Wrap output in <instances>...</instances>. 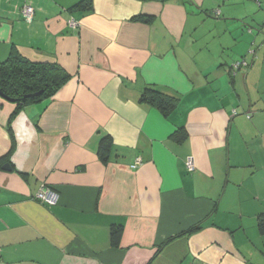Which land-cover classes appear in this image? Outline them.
Instances as JSON below:
<instances>
[{
	"label": "crops",
	"instance_id": "0c3cea01",
	"mask_svg": "<svg viewBox=\"0 0 264 264\" xmlns=\"http://www.w3.org/2000/svg\"><path fill=\"white\" fill-rule=\"evenodd\" d=\"M82 1L0 0V62L71 75L19 111L13 152L0 97V264H264V0ZM147 86L179 97L169 117Z\"/></svg>",
	"mask_w": 264,
	"mask_h": 264
},
{
	"label": "trees",
	"instance_id": "16d2710c",
	"mask_svg": "<svg viewBox=\"0 0 264 264\" xmlns=\"http://www.w3.org/2000/svg\"><path fill=\"white\" fill-rule=\"evenodd\" d=\"M70 10L82 11L84 14L91 13L93 11L92 0H84ZM149 19L146 18L145 20L149 21ZM70 80L71 75L60 65L31 62L18 53L16 48L12 49L5 61L0 62V90L5 96L14 100V104L17 105V109L8 123V132L13 141L11 152L15 148V135L12 125L19 111L24 106L51 100ZM41 91V95H35ZM140 102L156 108L165 117H169L178 107L180 99L174 93L157 89L154 86H147L141 94ZM172 138L178 143H183L187 140L188 133L184 128H180L173 134ZM112 148V138L110 136L104 137L98 149V156L103 163L109 162ZM2 161L3 159L0 160V163ZM121 229V227H115L113 235L119 233ZM261 229L264 230V220L261 222Z\"/></svg>",
	"mask_w": 264,
	"mask_h": 264
},
{
	"label": "built area",
	"instance_id": "2783aa9c",
	"mask_svg": "<svg viewBox=\"0 0 264 264\" xmlns=\"http://www.w3.org/2000/svg\"><path fill=\"white\" fill-rule=\"evenodd\" d=\"M21 16L24 18V20L31 24L34 19L35 10L32 6L26 5L23 6L20 10ZM217 15H219V12H217ZM73 27H76V23H72ZM254 53V52H252ZM248 63L245 60H242L240 62L234 63L232 65V71L236 73L238 70H240L241 67H247ZM142 164V160L140 158H137L135 163L131 166L132 169H136L138 166ZM186 169L189 173H192L195 171V163L194 159L192 157H189L186 161ZM36 200L39 202L47 205V206H55L58 204L59 201V194L51 189L50 187L43 186L36 194L35 196Z\"/></svg>",
	"mask_w": 264,
	"mask_h": 264
},
{
	"label": "water",
	"instance_id": "95a60500",
	"mask_svg": "<svg viewBox=\"0 0 264 264\" xmlns=\"http://www.w3.org/2000/svg\"><path fill=\"white\" fill-rule=\"evenodd\" d=\"M41 94H42V91H41V92H38V93L35 94V95H36V96H39V95H41ZM0 97H2L3 99H5V100H7V101H9V102H11V103H14V100H12V99L8 98L7 96H5V95L2 93L1 90H0ZM3 170H5V171H11V167H10V165H9V164L4 165V166H3Z\"/></svg>",
	"mask_w": 264,
	"mask_h": 264
},
{
	"label": "rangeland",
	"instance_id": "374dc122",
	"mask_svg": "<svg viewBox=\"0 0 264 264\" xmlns=\"http://www.w3.org/2000/svg\"><path fill=\"white\" fill-rule=\"evenodd\" d=\"M263 12H264V9H263ZM210 27H208L207 25H204L203 27H202V29H203V31H204V33L207 31V29H209Z\"/></svg>",
	"mask_w": 264,
	"mask_h": 264
}]
</instances>
